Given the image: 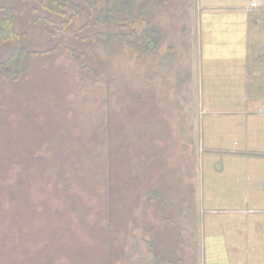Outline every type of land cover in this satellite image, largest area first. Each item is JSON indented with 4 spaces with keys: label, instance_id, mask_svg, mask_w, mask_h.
Segmentation results:
<instances>
[{
    "label": "rangeland",
    "instance_id": "obj_1",
    "mask_svg": "<svg viewBox=\"0 0 264 264\" xmlns=\"http://www.w3.org/2000/svg\"><path fill=\"white\" fill-rule=\"evenodd\" d=\"M71 1L0 0V264H194L190 0Z\"/></svg>",
    "mask_w": 264,
    "mask_h": 264
},
{
    "label": "crops",
    "instance_id": "obj_2",
    "mask_svg": "<svg viewBox=\"0 0 264 264\" xmlns=\"http://www.w3.org/2000/svg\"><path fill=\"white\" fill-rule=\"evenodd\" d=\"M251 1L190 0L172 41L197 97L194 264H264V5Z\"/></svg>",
    "mask_w": 264,
    "mask_h": 264
},
{
    "label": "trees",
    "instance_id": "obj_3",
    "mask_svg": "<svg viewBox=\"0 0 264 264\" xmlns=\"http://www.w3.org/2000/svg\"><path fill=\"white\" fill-rule=\"evenodd\" d=\"M37 3L40 4V6L49 11V12H54V13H63V11L67 8L72 12V15L76 16L79 11H80V6L74 2H72L71 0H34ZM135 0H123L122 3V7L125 6H131L134 4ZM133 3V4H132ZM116 6H118V3L116 2ZM3 12H4V17L2 20H0V23H2V30L0 29V38H4V37H9V38H15L18 37L17 34H15L13 32V30L11 29V24L14 21V15H13V11L11 8H7V7H3L2 8ZM131 14V13H130ZM129 16V15H128ZM43 21L44 24H48L50 23L49 20L46 17H43L41 19ZM3 21V22H2ZM2 32H4V34H2ZM3 35V36H2ZM158 35L157 29L154 27V25H150L148 23V26L145 30L144 33V37H148V40L150 42L155 43V41L158 40V38H156ZM151 39H150V38ZM18 50V52H17ZM22 52V47L19 43V41L17 42V49H16V53L18 54L17 56L19 57L20 54Z\"/></svg>",
    "mask_w": 264,
    "mask_h": 264
},
{
    "label": "built area",
    "instance_id": "obj_4",
    "mask_svg": "<svg viewBox=\"0 0 264 264\" xmlns=\"http://www.w3.org/2000/svg\"><path fill=\"white\" fill-rule=\"evenodd\" d=\"M261 3H262V5H264V0ZM249 6L250 7H256V6H258V2L256 0H252L250 2V5Z\"/></svg>",
    "mask_w": 264,
    "mask_h": 264
}]
</instances>
